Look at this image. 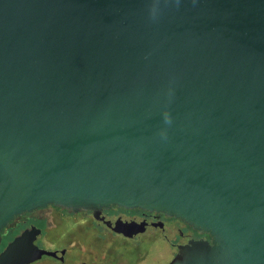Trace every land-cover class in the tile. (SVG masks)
Here are the masks:
<instances>
[{
  "label": "water",
  "instance_id": "95a60500",
  "mask_svg": "<svg viewBox=\"0 0 264 264\" xmlns=\"http://www.w3.org/2000/svg\"><path fill=\"white\" fill-rule=\"evenodd\" d=\"M49 204L210 236L168 264H264V0H0V243ZM38 232L0 264L55 256Z\"/></svg>",
  "mask_w": 264,
  "mask_h": 264
},
{
  "label": "flooded vegetation",
  "instance_id": "af4514ba",
  "mask_svg": "<svg viewBox=\"0 0 264 264\" xmlns=\"http://www.w3.org/2000/svg\"><path fill=\"white\" fill-rule=\"evenodd\" d=\"M116 220L136 222L140 224V232L130 237L116 232L113 230ZM20 224L23 228L18 233L32 226L39 229L35 244L56 254L42 255L29 264H118V256L124 250L133 254L140 246H152L160 242L172 253L169 263L177 253L178 246L191 240L211 241L207 233L194 229L175 216L161 211L127 209L115 205L102 208L95 215L89 209L73 211L49 204L15 216L1 235Z\"/></svg>",
  "mask_w": 264,
  "mask_h": 264
},
{
  "label": "rangeland",
  "instance_id": "374dc122",
  "mask_svg": "<svg viewBox=\"0 0 264 264\" xmlns=\"http://www.w3.org/2000/svg\"><path fill=\"white\" fill-rule=\"evenodd\" d=\"M124 251L118 256V264H167L172 254L162 242L152 246H140L133 254L128 250Z\"/></svg>",
  "mask_w": 264,
  "mask_h": 264
},
{
  "label": "trees",
  "instance_id": "16d2710c",
  "mask_svg": "<svg viewBox=\"0 0 264 264\" xmlns=\"http://www.w3.org/2000/svg\"><path fill=\"white\" fill-rule=\"evenodd\" d=\"M23 228V225H18V226H15L14 228H10L6 234H3L2 235V240H1V243H0V251L4 248V246L7 244V242L9 240H11L13 238V236L15 234H17L20 229Z\"/></svg>",
  "mask_w": 264,
  "mask_h": 264
}]
</instances>
